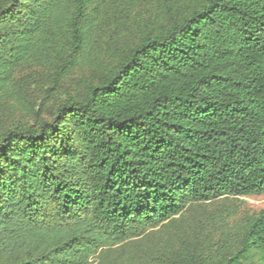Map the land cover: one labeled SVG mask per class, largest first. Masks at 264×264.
I'll return each instance as SVG.
<instances>
[{"label":"trees","instance_id":"obj_1","mask_svg":"<svg viewBox=\"0 0 264 264\" xmlns=\"http://www.w3.org/2000/svg\"><path fill=\"white\" fill-rule=\"evenodd\" d=\"M0 0V91L19 66L91 70L51 120L0 134V264H205L145 243L187 206L264 194V0ZM214 264H264V208Z\"/></svg>","mask_w":264,"mask_h":264},{"label":"rangeland","instance_id":"obj_2","mask_svg":"<svg viewBox=\"0 0 264 264\" xmlns=\"http://www.w3.org/2000/svg\"><path fill=\"white\" fill-rule=\"evenodd\" d=\"M158 0H143L119 16L120 23L111 25L103 39L115 38L119 46L131 45L153 16ZM91 70L74 68L57 79L53 67L27 63L15 71L10 89L0 91V134L15 124H30L35 119L51 120L58 105L68 95L84 91L83 81ZM264 208V194L220 196L187 206L167 226L150 231L145 243L165 249L173 247L195 262L214 264L222 253L234 246L233 240L249 218Z\"/></svg>","mask_w":264,"mask_h":264}]
</instances>
